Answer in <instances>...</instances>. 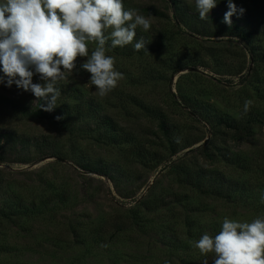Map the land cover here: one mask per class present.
I'll list each match as a JSON object with an SVG mask.
<instances>
[{"label":"rangeland","instance_id":"1","mask_svg":"<svg viewBox=\"0 0 264 264\" xmlns=\"http://www.w3.org/2000/svg\"><path fill=\"white\" fill-rule=\"evenodd\" d=\"M123 2L142 15L145 6L166 8L163 0ZM184 2L196 9L195 0ZM233 2L245 10L242 15H254L250 18L255 23L264 18V0ZM222 9L228 11L227 0H218L211 12ZM150 19L149 31L137 29L150 34L153 42L158 31L175 30L172 20ZM177 32L176 41L156 54L124 57L109 50L106 54L115 57V68L124 78L106 96L101 97L89 74L79 69L61 82L84 88L99 115L116 125L122 146L99 143L95 134L70 136L58 125L26 116L22 107L36 105L33 94L15 84H0V132L47 142L8 152V162L0 164V264H185L189 259H214V254L202 256L194 247L198 239L185 240L186 223L194 220L197 229L209 228V233L215 224L221 230L225 217L251 222L264 214L262 195L251 194L249 205L207 199L181 185L168 168L171 160L176 165L217 167L254 192H264V127L253 126L246 140L236 141L224 129L215 135L204 121L210 112L244 120L250 114L264 117V62L253 61L249 51L254 46L263 57L264 44ZM177 55L195 56L199 65L173 74L165 63L179 59ZM82 62L77 61L78 68ZM33 82L43 83L38 76ZM245 99L253 102L247 114ZM161 119L175 133L174 149L159 130ZM87 123L93 129L95 118ZM76 126L79 130L83 124ZM47 145L55 147L59 157L45 155ZM174 150L178 154L172 156ZM207 150L216 154L215 162L206 160ZM231 156L241 160L226 161ZM155 158L162 161L151 160ZM82 159L110 167L115 182L83 170ZM14 195L33 213L17 212L10 221L1 215L9 212ZM177 196L185 200L184 208L172 204ZM161 203L168 205L156 209ZM191 207L203 213L195 215ZM174 234L185 241L184 251L171 248Z\"/></svg>","mask_w":264,"mask_h":264},{"label":"clouds","instance_id":"2","mask_svg":"<svg viewBox=\"0 0 264 264\" xmlns=\"http://www.w3.org/2000/svg\"><path fill=\"white\" fill-rule=\"evenodd\" d=\"M217 2L195 0L200 19H207ZM227 8L223 22L231 26V17L245 10L233 0H227ZM138 27L149 31L151 19L126 9L123 0H0V84L31 92L35 101H44L40 110L50 113L58 106L59 84L79 69L106 96L124 78L115 57L106 54L109 42L112 49L132 44ZM146 45L141 37L134 50ZM78 60L83 61L79 68ZM34 76L43 83H34ZM252 103L245 99L244 114ZM260 202L264 204V195ZM194 247L202 256L214 254L213 264H264V214L251 222L225 217L218 234H203Z\"/></svg>","mask_w":264,"mask_h":264},{"label":"trees","instance_id":"3","mask_svg":"<svg viewBox=\"0 0 264 264\" xmlns=\"http://www.w3.org/2000/svg\"><path fill=\"white\" fill-rule=\"evenodd\" d=\"M166 4L165 10H161L155 6H145L142 8L143 15L149 18L155 19H163V20H172L174 25L173 28L175 30L170 31H158V39L157 42H153L151 35H144L141 32V29H137L136 40L133 41L132 44L126 45L124 47H116L114 49L110 48V50H117L122 52L124 57L129 56H145L150 54H156L161 51L163 48H167L170 42L176 41V36L178 35L177 31H181L184 33H190L200 37H221L228 39H237L243 41L245 44H257L263 42L264 44V18L257 24L251 20L255 19V16L249 13H245L240 17H237L234 14L232 19L231 26L227 25L223 22L224 15L227 10L222 9L221 11L210 12L208 14L207 19H200L198 12L195 8H192L184 0H163ZM124 3V2H123ZM125 6V3H124ZM172 11V15L171 12ZM146 36V37H145ZM141 37L146 42V48L141 49L140 51L134 50V44ZM168 44V45H167ZM249 51L251 52V56L253 61L255 62H264V56H259V51L256 47L250 46ZM184 55V54H183ZM179 59H170L165 63L167 69L172 70L173 74H177L181 71L189 69L191 67H197L199 65V61L197 57L193 56H184L181 57L177 55ZM59 87L61 89V96L57 101V107L52 112H45L40 110V105L44 103L43 100H36V105L31 108L22 107L23 113L36 120L48 121L53 125H58L61 127L66 133L74 135L76 133L83 136H93L94 134L97 136V141L99 143H107L109 142L114 146H122L123 143L120 141L118 129L114 123L108 118L99 115L98 106L94 101L87 99L84 88L60 83ZM19 107V106H18ZM56 116H63L64 119L57 121L55 119ZM217 114L207 113L204 117V121L210 126L212 132L217 135L221 129L226 130V132L231 134V137L236 141L246 140L251 135V128L253 126H263L264 127V117L258 115L250 114L248 118L244 119H236L233 117H217ZM92 118H95V126L93 129L88 127V121ZM159 130L163 134L164 140L174 149V131L166 119L159 120ZM77 124H83L82 127L78 130ZM47 144L46 141L32 142L25 136L19 135L14 132H0V164L7 163L8 160L6 158V153L8 152H22V150L27 149L29 147L34 146L35 144ZM49 146V145H47ZM46 146V147H47ZM217 148V147H215ZM45 155L50 156H58V150L55 149L52 145L47 147L46 151H44ZM178 152L176 150L171 152V155H177ZM141 156V155H140ZM206 160H210L211 162H215L216 154L211 151V153L207 150L204 153ZM154 162L160 163L162 159L155 158L151 159ZM237 162L240 161L236 156H231L226 159V161ZM81 168L90 173H96L100 176L106 177L111 181L116 180V177L112 173V169L106 165L95 164L89 160L82 159L80 161ZM168 168L173 170L176 178L179 183L186 188H189L191 191L195 192L197 195L202 197H207V199L212 200H221L226 201L227 203H244L245 205H249V200L252 198L250 195L253 194L259 197L260 195H264L263 191H256L240 180L229 178L225 172L220 171L217 167H206V166H198V165H176L175 161H170ZM114 172V171H113ZM248 172V171H247ZM2 179L0 178V194L3 192ZM255 198V197H254ZM185 200L181 197H178L173 200L172 204H175L177 207H183V202ZM46 205V203L44 204ZM48 205V204H47ZM162 204L157 205L156 209L160 208ZM201 205V204H200ZM199 205V206H200ZM12 206V207H11ZM9 212L2 213L1 216L3 218H7L8 220H12L15 213L23 211L24 216H29L33 213V209H29L28 207L23 205V200L19 195H14L12 199ZM174 206V208H175ZM190 208L191 213L198 215L199 213H203L202 209H198L199 207ZM21 215L19 216V218ZM137 218L134 220V225L136 226ZM136 221V222H135ZM196 221H190L187 224V231L185 234V240L188 241L190 239H199L203 234L207 233L209 235L215 236L219 233L220 226L218 224L214 225V228H211V232L208 233L209 228L207 229H197ZM138 227H143V225L137 223ZM137 227V228H138ZM196 228V229H195ZM208 230V231H207ZM171 242V248L176 250L184 251L186 249L185 241L179 237V235H175L169 238ZM207 259L208 264H213L212 258L204 257L199 260L189 259L185 261V264H203V261Z\"/></svg>","mask_w":264,"mask_h":264},{"label":"water","instance_id":"4","mask_svg":"<svg viewBox=\"0 0 264 264\" xmlns=\"http://www.w3.org/2000/svg\"><path fill=\"white\" fill-rule=\"evenodd\" d=\"M60 160H62V159H60Z\"/></svg>","mask_w":264,"mask_h":264}]
</instances>
